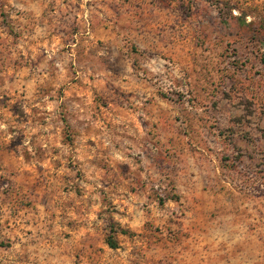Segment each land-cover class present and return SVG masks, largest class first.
Instances as JSON below:
<instances>
[{
  "label": "rangeland",
  "instance_id": "rangeland-1",
  "mask_svg": "<svg viewBox=\"0 0 264 264\" xmlns=\"http://www.w3.org/2000/svg\"><path fill=\"white\" fill-rule=\"evenodd\" d=\"M232 244L264 258V0H0V264Z\"/></svg>",
  "mask_w": 264,
  "mask_h": 264
},
{
  "label": "crops",
  "instance_id": "crops-1",
  "mask_svg": "<svg viewBox=\"0 0 264 264\" xmlns=\"http://www.w3.org/2000/svg\"><path fill=\"white\" fill-rule=\"evenodd\" d=\"M95 22H96V20L90 22V25H91L89 27L90 31L93 30V28H96ZM111 25H112L111 22L107 21L106 18H105V21H101V27L104 28V30H106V28H110ZM89 42H92V41H89ZM105 42H108V41H105ZM80 75H84V73H80ZM143 92L149 93L148 91H145V90ZM120 109H121V113L123 115H128V117L131 116V114L127 113L123 107H120ZM81 111H82V113H84V117L86 119H88L89 113L91 112L90 109H88V108L81 109ZM134 118H135V115H133L132 117H129L130 120L135 122ZM127 124H128L127 128H129V125H131V124H129V123H127ZM135 124L137 125L136 122H135ZM140 124H138V126H141ZM203 185H204V187L209 186V183L204 182ZM224 249H225V252H224L223 256H220L221 254L218 255L217 260H216V264H263L264 258L255 259V255H252L249 252H245V251L240 252L239 246H235L234 244H232L231 246H227Z\"/></svg>",
  "mask_w": 264,
  "mask_h": 264
},
{
  "label": "trees",
  "instance_id": "trees-1",
  "mask_svg": "<svg viewBox=\"0 0 264 264\" xmlns=\"http://www.w3.org/2000/svg\"><path fill=\"white\" fill-rule=\"evenodd\" d=\"M108 244L112 248L118 247L117 243L115 241H113V240H108Z\"/></svg>",
  "mask_w": 264,
  "mask_h": 264
}]
</instances>
